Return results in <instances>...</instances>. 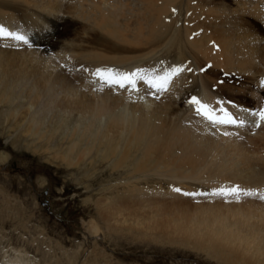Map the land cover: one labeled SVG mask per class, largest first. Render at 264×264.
I'll use <instances>...</instances> for the list:
<instances>
[{"label": "bare ground", "instance_id": "bare-ground-1", "mask_svg": "<svg viewBox=\"0 0 264 264\" xmlns=\"http://www.w3.org/2000/svg\"><path fill=\"white\" fill-rule=\"evenodd\" d=\"M128 1L0 0V26L26 38L0 37V101L10 109L8 125L31 138L34 152L48 151L61 133L67 145L64 151L59 146L52 159L69 167L88 159L92 165L93 155L100 166L106 163L115 179L101 189L113 195L110 216L127 212L138 227L145 212L152 223L160 215L167 237L191 238L196 248L227 264H264V199L255 201L253 192L258 188L263 194L264 136L248 137L239 125L213 123L189 103L197 97L214 118L230 114L238 121L255 118L242 109L264 108V44L249 26L243 29L257 21L264 27V0H143L137 10L126 7ZM235 38L250 62L244 79L230 71ZM173 50L174 62L160 61L162 52ZM254 60L263 67H255ZM177 68L179 74H173ZM97 69L135 73V84H109L95 75ZM223 71L230 76L218 86ZM255 75L258 85L246 80ZM164 77V88L152 86ZM155 91L167 93L157 99ZM213 96L239 110L213 99L209 104ZM30 106L38 110L30 112ZM236 183L245 192L254 188L249 195L255 198L230 201L224 193L197 204L184 200V192L202 188L206 193ZM106 226L112 229L109 222ZM22 254L0 253V264H41ZM46 254L52 255L50 248Z\"/></svg>", "mask_w": 264, "mask_h": 264}, {"label": "rangeland", "instance_id": "rangeland-1", "mask_svg": "<svg viewBox=\"0 0 264 264\" xmlns=\"http://www.w3.org/2000/svg\"><path fill=\"white\" fill-rule=\"evenodd\" d=\"M74 1L76 0H71L72 5ZM142 2L143 0H129L126 7H133L134 10H137L143 7ZM110 3H106V5ZM58 17H64V15H58ZM122 21L120 19V22ZM164 21L169 22V19L166 18ZM248 26L250 30L255 31L254 35L259 37L258 42L264 44V27L261 22L257 21L256 23L253 22L252 25H245L243 29L248 28ZM190 39H192V36H190ZM253 41L251 40V42ZM30 45L29 47L35 48V45ZM241 45H243V42L235 38L234 46L237 54L232 65L235 68L230 71L237 74V79H244L242 71L250 65ZM9 46L13 47L11 43ZM14 48L16 50L20 49L18 45ZM174 51H171L168 55L162 52L160 54L162 60L160 61L167 59L174 62L178 57L177 52ZM260 53H258L259 56ZM220 61H222V58H220ZM256 65L259 68L263 67V64L258 61H256L255 67ZM207 66L209 67L210 63ZM204 69L202 68V73ZM223 72L225 73L217 77L220 79L217 80L218 86L223 85L227 81L224 79L230 76L228 71ZM175 74L178 75L179 72ZM233 77L235 76L233 75L231 79H234ZM254 77L255 79L249 78L246 80L250 82L253 80V83L258 85L259 76L255 75ZM135 91L137 95L140 94L136 88ZM165 92L162 95V92L155 91L153 95L158 99L166 96L167 92ZM190 93L191 91L187 95ZM212 99L213 104L217 100V103L220 102L221 107L225 106L239 110L238 105L236 106L227 99L219 97L213 96L209 100V104H212ZM36 110L38 109H35V106H30V112ZM242 110H245L243 113L247 115H250V111H254L251 107ZM9 112V107L4 106V100H1L0 253L13 256L21 251L25 260H30L33 263L39 260L41 264L42 262L50 264V261L54 264H227L222 260L223 257L210 254L205 249L196 248L195 241L191 238H185V236L177 234H169L167 237L163 230L165 227L163 216L159 215L157 222L152 223L151 214L145 212L144 222L138 227L134 226V223L131 224V216L127 212L123 216L115 218L110 216L112 209L109 206L113 195L107 194V190L101 192V189L104 186L113 185L115 179L108 176L109 168L106 163L100 166L98 163L99 158L95 155H93L95 160L92 165L88 159L78 167H69L65 163L58 162V159H52L57 148L63 147L62 150L64 151V147L67 145L66 141L62 142L61 133L56 135L48 151L34 152L30 143L31 138L20 136L18 130L11 129L8 125ZM243 120L245 124L254 127V131L252 128L246 129L245 126L239 124H229L239 125L238 127H241L240 131L243 134L245 133V136H264V120L259 122V127H256L257 117L254 119L243 117ZM220 131L225 132V130ZM261 146L260 150L262 152H260L264 154ZM195 183L198 184L199 182L195 181ZM178 185L175 187L181 190V184L180 188ZM224 186L223 189H230L239 186V184H233V187L226 185L227 188ZM263 186H261L263 188L262 195H264ZM239 188L245 190V187L240 186ZM252 189L254 190V188ZM200 190L202 191L201 194L195 190L191 193L194 195L185 194L187 192H184V200L189 201L190 204H197L198 201H210L217 194H220L221 197L224 196V193L221 194L217 188L211 190L212 193L210 191L205 193L202 188ZM247 190L248 193H251L249 188ZM255 191H253L254 195L258 196L255 201L262 200L260 198L261 190L255 188ZM244 193L245 191L239 192L237 195L241 199L255 198ZM227 194L222 198L230 201L241 200L239 198L238 200L234 199L237 198L236 194H234L236 195L234 198L232 193ZM227 197L229 198L227 199ZM101 204L104 206H101ZM106 209L107 211H105ZM105 215H109V220H104ZM124 219H126V222H124ZM108 222L112 228L110 231L106 226ZM129 225L132 226L130 231H120V228H126ZM49 248L52 251L51 256L46 254V250Z\"/></svg>", "mask_w": 264, "mask_h": 264}, {"label": "snow or ice", "instance_id": "snow-or-ice-1", "mask_svg": "<svg viewBox=\"0 0 264 264\" xmlns=\"http://www.w3.org/2000/svg\"><path fill=\"white\" fill-rule=\"evenodd\" d=\"M3 36H9L13 37L14 39L17 40H25L26 38L23 35L13 33L10 31H7L3 26H0V37ZM141 70H137V72H140ZM180 69L177 68L174 70L175 74L176 72H179ZM95 75H98L101 79L105 80V82L109 84H118L120 87H125L126 85H134L135 84V73H123L120 75H114L112 74L111 70H105V69H97ZM168 82V77L162 78V81H156L153 82L152 86L156 87L158 90L161 88H164L165 85ZM189 103H192L193 105H196L197 108V113L204 115L207 119L211 120L213 123L215 122H220V123H235L239 124L240 126L245 125L244 120H239L237 121L236 119L232 118L230 114H226L225 118H214L211 114V111L209 110V106L206 104H203L197 97H192ZM214 111V110H213ZM253 117H257V123L256 127L260 126V121L264 120V108H260L259 110H254L249 113ZM227 134V133H226ZM176 191H180V189H176ZM221 194L223 193H232V194H237L239 192L245 191L243 189H240L239 186L233 187L231 189H219L218 190ZM245 194H251L248 192H245ZM189 195H194V194H189ZM239 196L237 195V199ZM261 199H264V195H261Z\"/></svg>", "mask_w": 264, "mask_h": 264}]
</instances>
